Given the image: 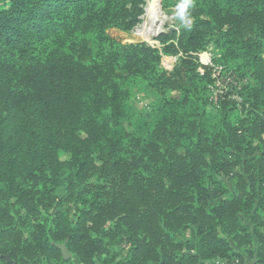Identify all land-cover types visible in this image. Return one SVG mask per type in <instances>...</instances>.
<instances>
[{
  "label": "trees",
  "instance_id": "trees-1",
  "mask_svg": "<svg viewBox=\"0 0 264 264\" xmlns=\"http://www.w3.org/2000/svg\"><path fill=\"white\" fill-rule=\"evenodd\" d=\"M162 2L0 0V264H264V0Z\"/></svg>",
  "mask_w": 264,
  "mask_h": 264
},
{
  "label": "rangeland",
  "instance_id": "rangeland-1",
  "mask_svg": "<svg viewBox=\"0 0 264 264\" xmlns=\"http://www.w3.org/2000/svg\"><path fill=\"white\" fill-rule=\"evenodd\" d=\"M153 1L156 0H144L143 3V13L140 16V21L137 23V25L131 30V31H122L118 29L111 30V33L122 40L124 43H136V42H146L151 46H155L157 48L162 49L163 44L160 43L159 40H157V37L161 35L162 33L168 32L170 29H177L180 31V29L183 28L184 25L191 23V19L183 18L182 10L178 8H171V9H165L163 7V2L160 0L161 8L156 6ZM154 3V6L163 11L162 12V20L158 21L154 25H151L148 21L147 15V8L149 7L150 3ZM159 2V0H158ZM159 4V5H160ZM168 18V19H167ZM165 21V22H164ZM147 23V25H146ZM151 28L152 30L148 33V36L144 33V28ZM218 53H220L217 50V46L212 41L210 45L207 48V51L205 53L208 57L212 58L214 56H217ZM179 57L171 56V55H163L160 67L163 69H171L174 64L178 61ZM227 79V78H226ZM229 81L228 79L226 82H220V87L225 88L227 87ZM175 93H177L175 91ZM138 104L140 107H149L151 103V97L145 94H138L136 97ZM250 261V260H249Z\"/></svg>",
  "mask_w": 264,
  "mask_h": 264
},
{
  "label": "built area",
  "instance_id": "built-area-1",
  "mask_svg": "<svg viewBox=\"0 0 264 264\" xmlns=\"http://www.w3.org/2000/svg\"><path fill=\"white\" fill-rule=\"evenodd\" d=\"M205 53V52H204ZM206 54H199V61L201 63V67L199 68L201 73H204V68L205 67H209L210 69H212V74L213 77L215 78V84H214V88L213 89V99L215 101H218V99L220 98L221 95H224V93L227 91V88H225L226 90H224V88L220 87V82H226V80L228 79V81H230L229 77H223L222 76V72H223V67L220 65H217L216 63H214L213 59L208 57H206V59L203 57ZM227 78V79H226ZM234 99L239 100L238 96L234 95L233 96ZM209 264H226L223 260H215L214 262H211Z\"/></svg>",
  "mask_w": 264,
  "mask_h": 264
},
{
  "label": "bare ground",
  "instance_id": "bare-ground-1",
  "mask_svg": "<svg viewBox=\"0 0 264 264\" xmlns=\"http://www.w3.org/2000/svg\"><path fill=\"white\" fill-rule=\"evenodd\" d=\"M155 3V1H153ZM154 3H150L149 4V7L147 8V18H148V21L150 22L151 25H154L155 23H157L158 21L162 20V12L161 10L157 9L155 6H154ZM168 19V18H167ZM165 22V21H164ZM147 25V23H146ZM145 30V34L146 36H148V33L152 30L151 28H147L145 27L144 28ZM205 59H206V55L203 56Z\"/></svg>",
  "mask_w": 264,
  "mask_h": 264
},
{
  "label": "water",
  "instance_id": "water-1",
  "mask_svg": "<svg viewBox=\"0 0 264 264\" xmlns=\"http://www.w3.org/2000/svg\"><path fill=\"white\" fill-rule=\"evenodd\" d=\"M67 241L66 240L63 244H59V248L62 250L63 256L65 259H70L73 256V253L69 250L67 247ZM8 260L10 259V255L5 256Z\"/></svg>",
  "mask_w": 264,
  "mask_h": 264
},
{
  "label": "clouds",
  "instance_id": "clouds-1",
  "mask_svg": "<svg viewBox=\"0 0 264 264\" xmlns=\"http://www.w3.org/2000/svg\"><path fill=\"white\" fill-rule=\"evenodd\" d=\"M181 7H183V6H181Z\"/></svg>",
  "mask_w": 264,
  "mask_h": 264
}]
</instances>
